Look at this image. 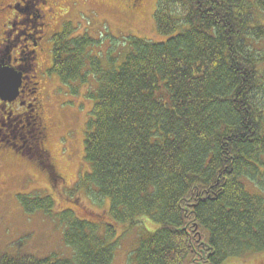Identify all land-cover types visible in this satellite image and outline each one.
Listing matches in <instances>:
<instances>
[{
	"label": "trees",
	"instance_id": "1",
	"mask_svg": "<svg viewBox=\"0 0 264 264\" xmlns=\"http://www.w3.org/2000/svg\"><path fill=\"white\" fill-rule=\"evenodd\" d=\"M257 5L264 10V1ZM252 7L157 0L156 31L168 38L128 36L119 65L103 59L109 67L89 54L88 34L64 23L51 72L60 86L97 82L87 168L65 190L92 186L101 212L64 211L61 238L71 257L1 255L0 264H112L117 230L137 225L130 264H234L264 251V49L253 45L264 27ZM249 181L263 194L249 191ZM46 189L52 194L32 202L18 195L22 208L50 213L60 191Z\"/></svg>",
	"mask_w": 264,
	"mask_h": 264
},
{
	"label": "rangeland",
	"instance_id": "2",
	"mask_svg": "<svg viewBox=\"0 0 264 264\" xmlns=\"http://www.w3.org/2000/svg\"><path fill=\"white\" fill-rule=\"evenodd\" d=\"M51 1L63 12L64 21L73 25L74 34L89 35L94 41L89 54L99 57L107 67L110 63L106 59L103 60L105 57L111 58V62H115L116 66L124 60L122 57L124 53L128 52V48L125 47L128 36L146 39L151 42H162L168 38V36L159 34L156 31L153 14L157 6V0H145L141 15L123 10L120 4L124 0ZM247 1L252 3L256 19L263 23L260 25L264 27V10L258 7V0ZM253 45L257 50L264 49V38L255 40ZM51 61L50 49L48 54V65L50 67ZM84 68L85 70L88 69L86 66ZM53 75L54 77L46 78L44 89L50 95L51 102H49L48 108L50 116L60 120L57 134L64 135L68 131L66 135L74 140L69 152L68 140L67 138L64 139L65 154L63 157L60 156L65 166L64 172L69 182L68 186H72L80 175V167H83V170L87 168V164L82 159L83 145L86 133L89 132L87 122L90 110L95 102L90 94L95 92L97 82L90 77V80L84 84L76 81L70 85L62 84L60 86L59 81L56 80V74L53 73ZM53 89L57 90L53 91ZM55 148L56 151L59 150L58 141ZM2 170L0 169V257L1 255L9 257L31 255L36 258H43L51 252L60 257H71L73 254L72 248L65 245L61 238L66 226L65 221L61 218L62 214L66 210L71 211L68 208H72L74 212H71L75 216H89L101 212V208L98 206L101 202L95 201V198H97L95 189L91 186L90 190L82 191L79 190L80 188L77 185L74 189L60 191L57 194L58 196L52 195V199L56 200L54 209L50 213H44L41 209L29 213L20 205L18 195H28L30 197L28 199L32 202L35 200L32 198H42L45 195L52 194V191L47 190L42 185L38 187L24 184L22 178L26 173L24 170L18 172ZM246 183L249 191L260 192L258 186L250 181ZM65 194L67 199H64ZM105 220L106 218L103 217V222ZM140 230L141 227L138 225L128 228L120 227L117 230V246L115 247L112 264H128V258L129 264L131 263L130 254L139 243ZM242 256L244 260L239 258L234 264H263L264 262V251H249L242 254Z\"/></svg>",
	"mask_w": 264,
	"mask_h": 264
},
{
	"label": "flooded vegetation",
	"instance_id": "3",
	"mask_svg": "<svg viewBox=\"0 0 264 264\" xmlns=\"http://www.w3.org/2000/svg\"><path fill=\"white\" fill-rule=\"evenodd\" d=\"M124 1L123 10L141 15L145 0ZM0 7V71L15 84L13 93L0 90V169L24 170V184L63 191L69 185L63 142L67 138L70 152L74 140L68 131L57 134L60 120L50 116L44 89L46 78L54 77L48 54L63 31V12L51 0H0Z\"/></svg>",
	"mask_w": 264,
	"mask_h": 264
},
{
	"label": "water",
	"instance_id": "4",
	"mask_svg": "<svg viewBox=\"0 0 264 264\" xmlns=\"http://www.w3.org/2000/svg\"><path fill=\"white\" fill-rule=\"evenodd\" d=\"M4 92H13L15 89L14 79L12 75L8 72H0V90Z\"/></svg>",
	"mask_w": 264,
	"mask_h": 264
}]
</instances>
